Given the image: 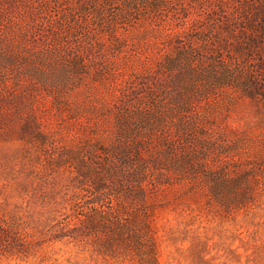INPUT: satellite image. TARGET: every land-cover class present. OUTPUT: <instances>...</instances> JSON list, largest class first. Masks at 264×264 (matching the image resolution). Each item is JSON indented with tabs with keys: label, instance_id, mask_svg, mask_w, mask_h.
<instances>
[{
	"label": "rangeland",
	"instance_id": "rangeland-1",
	"mask_svg": "<svg viewBox=\"0 0 264 264\" xmlns=\"http://www.w3.org/2000/svg\"><path fill=\"white\" fill-rule=\"evenodd\" d=\"M197 1L0 0V264H264L258 57Z\"/></svg>",
	"mask_w": 264,
	"mask_h": 264
},
{
	"label": "trees",
	"instance_id": "trees-1",
	"mask_svg": "<svg viewBox=\"0 0 264 264\" xmlns=\"http://www.w3.org/2000/svg\"><path fill=\"white\" fill-rule=\"evenodd\" d=\"M191 5L197 9L198 7L209 8L211 13L216 12L214 18L217 20L216 34L218 35L213 41V54L220 51L219 53L226 52L232 56L220 57L219 60L225 64L224 67L227 65L232 70L235 57L257 55L258 71L253 77V82H248L247 94L252 98L261 97L264 100V0H198ZM141 149V146L129 148L126 153L130 158L129 164H133L132 158L141 154ZM129 186L130 193H137V197L141 198L145 195L146 188L140 178L131 179ZM103 188L105 185L100 186V190ZM133 188L136 190L134 191ZM118 192L117 190L116 193ZM143 255L139 264H158L154 245Z\"/></svg>",
	"mask_w": 264,
	"mask_h": 264
}]
</instances>
